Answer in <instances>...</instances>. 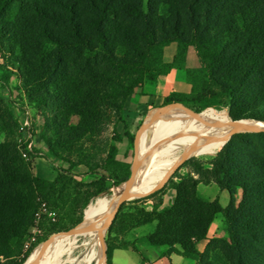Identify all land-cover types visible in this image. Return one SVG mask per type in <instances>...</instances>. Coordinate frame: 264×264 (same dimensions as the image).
Wrapping results in <instances>:
<instances>
[{"label": "trees", "instance_id": "16d2710c", "mask_svg": "<svg viewBox=\"0 0 264 264\" xmlns=\"http://www.w3.org/2000/svg\"><path fill=\"white\" fill-rule=\"evenodd\" d=\"M190 48L194 67L187 66ZM0 54V68H14L17 89L43 119L39 141L65 163L55 168L56 179L32 172L33 155L25 158L18 143L14 107L0 96L4 264H22L36 245L24 247L42 202L64 210L49 233L68 230L82 221L91 198L129 177L131 164L117 158V127L125 125L128 98L146 94L159 77L182 71L190 85L164 97L163 105L185 101L202 112L227 109L233 119L264 121V0H0ZM152 117L144 125L155 122ZM124 135L132 144L131 132ZM186 164V174L176 172L151 194L121 204L107 230V264L115 248L138 251L124 236L152 222L146 238L168 246L165 255L178 253L196 264H264V132L235 133L215 156ZM79 167L84 172H76ZM84 175L92 178L77 179ZM199 183L226 190L228 203L218 195L205 198ZM168 189L175 196L162 206ZM219 216L224 233L208 238ZM140 264L148 263L141 257Z\"/></svg>", "mask_w": 264, "mask_h": 264}, {"label": "bare ground", "instance_id": "6f19581e", "mask_svg": "<svg viewBox=\"0 0 264 264\" xmlns=\"http://www.w3.org/2000/svg\"><path fill=\"white\" fill-rule=\"evenodd\" d=\"M167 108H174L191 116L181 118L163 127L150 124L144 125L151 115L161 113ZM201 112L192 110L181 103L152 108L148 112L138 130L132 165L135 166L147 152L152 150L151 148L158 141L164 138L167 140L162 141L163 143L151 151L138 179L130 186L129 194L132 197L144 196L159 187L178 163L186 157L216 154L229 136L236 132V125L242 128L264 126L263 122L253 119H241L236 125L231 124L229 116L223 111L208 112L203 115H201ZM198 133L205 134V136L193 138L188 135ZM170 134L173 135L167 138L166 136ZM114 200V191L110 195L101 194L96 197L87 205L85 216L82 218L81 223L77 225V230L71 233L58 232L53 235H60L54 237L51 235L31 252L24 264H64L63 262L53 261V258L77 236L95 238L87 244L79 262L87 260L91 256L98 261V264H102L104 248L101 229L113 207Z\"/></svg>", "mask_w": 264, "mask_h": 264}, {"label": "rangeland", "instance_id": "374dc122", "mask_svg": "<svg viewBox=\"0 0 264 264\" xmlns=\"http://www.w3.org/2000/svg\"><path fill=\"white\" fill-rule=\"evenodd\" d=\"M171 47L174 49V44H172ZM169 51L170 50H167V48H165L164 59L166 58L168 60H171L173 54L169 56ZM3 62H4V59H3L2 55L0 54V64H2ZM187 65L192 66V67L198 65L195 50L192 48L190 49V51L188 53ZM12 69H14V68H12V67L10 68V66H9V68H6V69L0 68V96L3 97L8 102L12 103L14 110H15V113H16V116H17V119H18V122H19V125H20V122H24V120H25L24 106L28 105V107H29L28 110L30 112L28 117H29V120L31 122V131L30 132H31V135L33 136L35 151L38 152L37 154H33L31 170L35 175H38V176H41V177H44L47 179H56V177H57L56 172L57 171L55 170V168L56 167H63V166L65 167V163H63L62 161L55 159L54 157L50 156L47 153V151L45 150L43 143L39 141L38 132H39V128H40L41 124L43 123V119L26 102V100L23 98L22 94L17 89V85L19 82H18V79H17V77H16V75ZM174 78L177 80L183 81L184 80V74L182 73V71H177V75ZM165 82H169V81L167 80ZM167 90L168 89L165 88L164 92ZM147 92H149V90H147ZM141 93L142 92H138L135 96H133V98H131L128 101V103L125 106V112H124L125 125L120 123L117 127L118 131L122 135V140L120 142L116 143V145H117V158L120 160L126 161V162L130 163L131 165H132V162L134 159L135 145H136L135 143H137L136 138H137L138 130H139L142 122L144 121L146 115L148 114V112L152 108H160V107L165 106V105H163L162 100L158 99L157 96H155L154 92L152 94H150V95H153V97L150 99H149V97H145L143 99L141 97ZM177 102L187 103L185 101H176V102H172V103H169L166 105H170V104L177 103ZM219 111L220 112L223 111V112L227 113V116H230L227 109H221V110L214 109V110L204 111L201 113V115L208 113V112L211 113V112H219ZM182 114H185V112L180 111V110L172 111L169 115H164V114L160 115L159 113L153 114L152 119L155 120V122H150V125H156L158 127H163V126H167V125H169V124H171V123H173V122H175L181 118H186L188 116H191L189 114V115H184L181 117ZM69 120L71 122L76 121V117L71 116ZM126 130L130 131L132 136H133V143L132 144L129 143V141L127 140V137L124 135V132ZM19 137L20 136H18L17 138H19ZM3 139H4V135L1 134L0 140H3ZM170 145H172V144H170ZM216 154H214V155H199V156L193 155L190 157H186L181 162H179L178 165L171 171L170 177L176 172H179L181 174H186L189 170V167L187 166L186 161L189 158H192V157L208 158L210 156H215ZM83 170L84 169L76 170V172H84ZM90 178H92V177L88 176V175H84V176L78 177L77 179L81 180V181H88ZM116 186L117 185L112 186L108 191L102 192L93 198L95 199L96 197L100 196L101 194L110 195L114 191ZM145 196H147V195H144L141 197H145ZM135 197H138V196H135ZM93 198L90 199L89 203L92 200H94ZM219 198H220V202L223 205H226L228 203V199H229L228 192L226 190L220 191ZM134 199H137V198H132V199H129L127 201H131ZM86 207H85V209H86ZM85 209L83 210V217L85 216ZM50 210H53L56 213V220L52 221L49 218H47L46 216H43L40 219L38 224H39V227L41 228V233L38 236V240H37L38 243L37 242L35 243L36 245L34 246V248H32L31 252L39 244H41L43 241L47 240L51 235L55 234V233H49V228L53 225L52 223L59 222V220H61V217H63L64 210H61L60 207H52V208H50ZM56 233H58V232H56ZM210 233L211 234H220V235H222L224 233L221 216H219L218 219L212 223ZM56 235H60V234H56ZM56 235H53L52 237H54ZM94 239H95L94 237H87V236H77V237L73 238L72 241H70L67 245H65L59 251V253L53 258V261L63 262L64 264H98V261L96 259H93L91 256H89L87 260H83L82 262H79L81 254L83 253V251H85L87 244L91 240H94ZM106 239H107V232H106L105 237H104L105 244H106V250H107ZM39 240H40V242H39ZM102 258H103L102 264H104V261H105L104 256H102ZM0 260L4 263H8V260L3 258V257H0ZM26 260L22 264H24L26 262ZM138 260H139V256L132 251L121 250L116 254V262L119 261V262H124L125 264H134V263L138 262ZM106 264H107V255H106Z\"/></svg>", "mask_w": 264, "mask_h": 264}, {"label": "crops", "instance_id": "0c3cea01", "mask_svg": "<svg viewBox=\"0 0 264 264\" xmlns=\"http://www.w3.org/2000/svg\"><path fill=\"white\" fill-rule=\"evenodd\" d=\"M171 46H172V44L166 47L167 50H170L169 56L172 55L174 53V50H175V45H174V49ZM190 49H189V51H190ZM189 51H188V53H189ZM165 60L169 61L166 58H165ZM187 62H188V57H187ZM189 67H192V66H189ZM177 71L178 70H172L167 75H163V76L159 77L155 86L153 88H151L149 90V92H146V94L141 93V97L143 99L145 97H149V99H150L153 97V95H150V94H152L154 92L155 96H157L158 99L163 101V98L166 97L167 95H169L173 91L188 92L190 90V85L188 83H186L184 80L182 81V80H177L174 78L177 75ZM166 79L169 82H165V81H167ZM165 88H167L168 90L164 92ZM138 92H140V91H138ZM135 95H133V96H135ZM133 96L128 98L126 104L128 103V101L131 98H133ZM82 169L85 170L84 167H79L77 170H82ZM198 190L207 199H212L217 195L219 196V193H220L218 186L214 183L208 184V185L203 184V183H199L198 184ZM174 196H175V191L173 189H168L163 196L162 206L169 205L171 203V201L173 200ZM155 225H156V223L152 222V223H147V224H144V225H141V226H138V227L131 229L124 236V239L128 242H132L136 246L138 251H134L128 245H124L122 247L115 248L112 250V254H111L112 264H125L124 262H119V261L116 262V254L121 250L132 251L139 256L138 262H136L134 264H140L141 263V257L144 258L145 262L148 264H196V261L194 259L184 257L178 253H170L168 255H165V252L168 249V246H166V245L159 246V247H155V246L151 245L148 242L146 236L149 233L153 232ZM210 229H211V226H210L209 231H208V238H210L212 236L220 235V234H211ZM207 240L208 239H203V240H200L198 242L197 247L199 250H202L204 248ZM177 248H179V246H177Z\"/></svg>", "mask_w": 264, "mask_h": 264}, {"label": "water", "instance_id": "95a60500", "mask_svg": "<svg viewBox=\"0 0 264 264\" xmlns=\"http://www.w3.org/2000/svg\"><path fill=\"white\" fill-rule=\"evenodd\" d=\"M187 104H190L187 102ZM196 111H201V110H197L192 104H190ZM207 109V108H205ZM204 109V110H205ZM246 119V118H245ZM241 119H233L231 116H229V122L231 124H237V122H239ZM259 121V120H257ZM263 122L264 124V121H261ZM237 127V130L235 133H255V132H264V126H258V127H254V128H242V127H239L238 125H236ZM233 133V134H235ZM232 134V135H233ZM173 134H170L168 136H166L167 138L171 137ZM189 136L193 137V138H201L203 136H205V134H188ZM207 135V134H206ZM230 135L229 138L232 136ZM228 138V139H229ZM166 138L158 141L154 146L153 148H151L152 150L154 148H156L157 146H159L161 143H163L162 141H164ZM227 139V140H228ZM167 140V139H166ZM226 140V141H227ZM225 141V142H226ZM224 142V143H225ZM151 150V151H152ZM151 151L147 152L137 163L135 166L131 165L130 167V175L129 177L122 181L121 183H119L115 190H114V196H115V200H114V204H113V207L109 213V215L107 216V219H106V222L104 224V226L102 227L101 229V235H102V242H103V248H104V256H105V261H104V264H106V244H105V240H104V237H105V234L107 232V230L109 229V227L111 226L114 218H115V215L116 213L118 212L119 210V207L121 206V204H123L124 202H126L127 200L129 199H132V198H140V197H132L130 194H129V189H130V186L132 185V183L138 179L141 171L143 170L144 166L146 165L148 159H149V156H150V153ZM170 177V174L167 176V178L164 180V182L157 188H155L154 190L148 192L146 195H149L151 194L152 192H154L155 190L161 188L166 182L167 180L169 179ZM77 228V225L68 229V230H64V231H61L63 233H71V232H74ZM0 264H4L1 260H0Z\"/></svg>", "mask_w": 264, "mask_h": 264}, {"label": "built area", "instance_id": "2783aa9c", "mask_svg": "<svg viewBox=\"0 0 264 264\" xmlns=\"http://www.w3.org/2000/svg\"><path fill=\"white\" fill-rule=\"evenodd\" d=\"M28 105L24 106V115L25 120L24 122H20V132L22 133V136L18 138V143L22 146L24 145V148L22 149V155L25 158L29 157V154H37L38 152L35 151V145L33 136L31 135V122L29 120V110ZM46 216L52 221L56 220V213L53 210H50L47 205L42 202L35 213V223L32 225V227L29 230V237L24 245L25 249L30 248L33 244H35L38 240V236L41 233V228L39 227V221L40 219Z\"/></svg>", "mask_w": 264, "mask_h": 264}]
</instances>
